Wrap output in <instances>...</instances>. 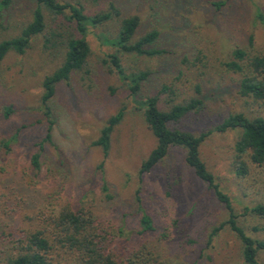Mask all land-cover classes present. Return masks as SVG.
I'll return each instance as SVG.
<instances>
[{"label": "rangeland", "instance_id": "374dc122", "mask_svg": "<svg viewBox=\"0 0 264 264\" xmlns=\"http://www.w3.org/2000/svg\"><path fill=\"white\" fill-rule=\"evenodd\" d=\"M60 1L79 2L87 14L111 9V0ZM116 1L122 15L138 16L136 37L156 29L160 46L170 54L164 58L118 50L109 42L117 31L116 21L92 29L87 36L90 55L86 70L74 72L67 83H60L52 98L56 146L43 144L41 170L32 182L27 175L28 156L38 151L35 142L43 139L46 127L40 104L42 80L61 64L64 47L46 46L36 36L24 53L10 51L0 64V138L7 137V132L16 137L10 151L0 144V187L18 195L22 213L43 206L56 209L85 194L82 203L114 226L121 221L125 235L141 228L139 218L147 211L167 234L160 241L165 242L162 254L167 262L245 264L237 236L228 224L221 225L228 218L225 206L185 163L182 149L170 148L159 164L139 177V165L154 147L155 138L110 55L118 58L126 75L152 72L143 96L157 94L161 85L169 87V94L159 93L161 108H167L171 99L182 102L201 97L202 108L187 114L178 127L195 134L208 132L200 146L203 161L229 195L238 225L251 237L264 240V222L243 213L245 206L264 200L262 173L246 158L250 171L244 177L238 175L233 155L239 130L216 129L230 114L264 117V103L238 94L242 73L225 66L234 60L235 48L248 53L264 49V28L255 16L257 9L264 12V0ZM221 1L224 3L217 5ZM34 5L33 0H20L12 7L11 15L0 22V41L19 34L30 22ZM43 14L49 27L51 19L44 7ZM7 106L12 113L5 117ZM120 109L123 118L112 133L111 149L104 159L100 147L92 142L105 121ZM23 124L26 126L16 133ZM103 159L111 200L104 198L98 176L97 165ZM1 218L11 217L0 211ZM259 258L264 261V252Z\"/></svg>", "mask_w": 264, "mask_h": 264}, {"label": "trees", "instance_id": "16d2710c", "mask_svg": "<svg viewBox=\"0 0 264 264\" xmlns=\"http://www.w3.org/2000/svg\"><path fill=\"white\" fill-rule=\"evenodd\" d=\"M19 1L0 0V22L11 15L12 7ZM33 2L35 5L30 22L21 28L17 36L0 41V64L10 51L24 53L36 36H41L46 46L61 44L64 47L61 64L42 80L43 93L40 104L46 127L43 139L35 142L38 151L30 152L28 156L27 175L32 182L41 170L43 144L50 142L55 145L52 140L55 123L52 98L60 83H67L74 72L86 70L90 55L87 36L92 29L116 21L117 31L109 42L118 50L164 58L170 54L169 50L160 46V34L156 29L136 37L138 16L122 15L115 5L116 0H111L109 11L92 14H87L79 2L64 3L60 0ZM223 3L218 2L217 5ZM43 7L50 15L49 27L44 19ZM255 16L264 28V12L257 9ZM61 26L65 29H61ZM232 54L234 60L226 62L225 66L234 72L242 73L237 84L238 94L255 102L264 103V49L248 53L242 48H235ZM110 56L114 69L127 85L130 99L141 112L147 128L155 138L154 147L139 165V177L159 164L167 156L170 148L182 149L185 163L225 206L228 218L221 225L228 224L237 236L244 263L264 264L259 258V253L264 252V240L251 237L238 225L229 195L220 187L201 157L200 146L208 132L195 134L178 127L179 122L187 114L202 108L201 97H192L182 102H174L171 99L167 108H161L159 93L169 94V87L161 85L157 94L143 96V88H146L151 80L152 72L145 70L126 75L118 58L115 55ZM11 113V108L5 107L3 115L8 117ZM122 118L123 110L120 109L105 121L98 137L92 142L93 145L100 147L104 159L111 149L112 133ZM24 126L26 125L17 127L16 133ZM216 129L239 130L234 145V169L238 175L246 176L250 171L247 158L261 171L264 185V117L250 118L243 113L230 114ZM7 133V137L0 138V144L6 151H10L11 142L16 136ZM104 159L97 165L100 172L97 175L104 198L111 200L113 193L104 177ZM17 196L16 193L12 194L6 188L0 187V211L11 217L0 219V264H182L163 259L162 250H165V242L160 241L165 240L167 234L155 224L147 211H143L139 218L141 228L129 231L125 235V224L121 221L114 226L107 219L97 215L90 206L82 203L81 199L85 194L75 201L61 204L56 209L43 206L24 213L21 209V199ZM136 200L141 208L139 190L136 191ZM243 213H251L264 222V200L250 207L245 206ZM24 222L29 225L26 226Z\"/></svg>", "mask_w": 264, "mask_h": 264}]
</instances>
